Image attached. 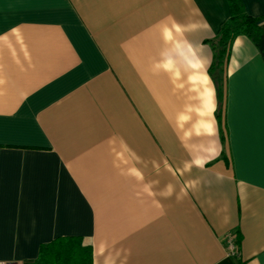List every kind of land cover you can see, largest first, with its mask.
I'll return each mask as SVG.
<instances>
[{
    "label": "crops",
    "instance_id": "obj_1",
    "mask_svg": "<svg viewBox=\"0 0 264 264\" xmlns=\"http://www.w3.org/2000/svg\"><path fill=\"white\" fill-rule=\"evenodd\" d=\"M240 1L264 30V0ZM230 17L0 0V262L55 243L57 264H264V55L237 37L213 81Z\"/></svg>",
    "mask_w": 264,
    "mask_h": 264
},
{
    "label": "trees",
    "instance_id": "obj_2",
    "mask_svg": "<svg viewBox=\"0 0 264 264\" xmlns=\"http://www.w3.org/2000/svg\"><path fill=\"white\" fill-rule=\"evenodd\" d=\"M230 5L231 17L226 22L224 26H222V30L218 35L217 39L212 43L214 60L210 68V73L213 77V81H215L218 85L219 82L217 80L221 79V75L225 72V66L229 61V57L231 53V48L233 45V40L239 36H246L253 41L255 46L259 49L260 53L264 55V30L262 26H260V19L251 17L246 14L245 7L240 0H226ZM223 91H219V101L220 108L218 112V117L220 123H222L221 112L223 105L224 94ZM55 243L48 245L46 247L41 248L40 256L37 258L38 260L35 264H57L58 257L56 253ZM92 250V249H91ZM77 253V251H75ZM62 260V257L59 258V261ZM82 260H78L75 257V264H82ZM85 264L86 260H85Z\"/></svg>",
    "mask_w": 264,
    "mask_h": 264
},
{
    "label": "built area",
    "instance_id": "obj_3",
    "mask_svg": "<svg viewBox=\"0 0 264 264\" xmlns=\"http://www.w3.org/2000/svg\"><path fill=\"white\" fill-rule=\"evenodd\" d=\"M235 235L234 234H229L228 237H226V246H227V252L230 256L235 257L238 255V245L236 244L235 241ZM0 264H13V263H7V262H0Z\"/></svg>",
    "mask_w": 264,
    "mask_h": 264
}]
</instances>
